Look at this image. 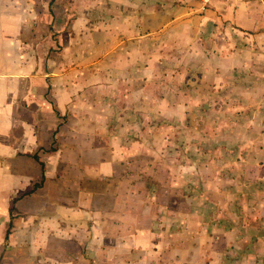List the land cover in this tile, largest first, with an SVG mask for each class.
<instances>
[{
	"label": "crops",
	"instance_id": "obj_1",
	"mask_svg": "<svg viewBox=\"0 0 264 264\" xmlns=\"http://www.w3.org/2000/svg\"><path fill=\"white\" fill-rule=\"evenodd\" d=\"M243 261L264 0H0V264Z\"/></svg>",
	"mask_w": 264,
	"mask_h": 264
},
{
	"label": "built area",
	"instance_id": "obj_2",
	"mask_svg": "<svg viewBox=\"0 0 264 264\" xmlns=\"http://www.w3.org/2000/svg\"><path fill=\"white\" fill-rule=\"evenodd\" d=\"M230 0H201L202 10H206L211 4L215 2H229Z\"/></svg>",
	"mask_w": 264,
	"mask_h": 264
},
{
	"label": "rangeland",
	"instance_id": "obj_3",
	"mask_svg": "<svg viewBox=\"0 0 264 264\" xmlns=\"http://www.w3.org/2000/svg\"><path fill=\"white\" fill-rule=\"evenodd\" d=\"M243 259H244V258H243ZM262 263H263V262H262ZM240 264H246V263H245V261H243V262H242V263H240ZM263 264H264V263H263Z\"/></svg>",
	"mask_w": 264,
	"mask_h": 264
},
{
	"label": "trees",
	"instance_id": "obj_4",
	"mask_svg": "<svg viewBox=\"0 0 264 264\" xmlns=\"http://www.w3.org/2000/svg\"><path fill=\"white\" fill-rule=\"evenodd\" d=\"M40 186V184L39 185H37V187H39Z\"/></svg>",
	"mask_w": 264,
	"mask_h": 264
}]
</instances>
